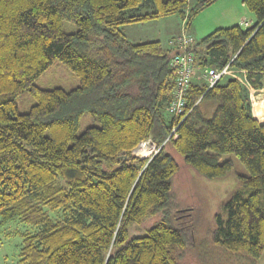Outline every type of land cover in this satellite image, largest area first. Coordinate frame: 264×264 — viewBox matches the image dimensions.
I'll use <instances>...</instances> for the list:
<instances>
[{"label": "trees", "instance_id": "obj_1", "mask_svg": "<svg viewBox=\"0 0 264 264\" xmlns=\"http://www.w3.org/2000/svg\"><path fill=\"white\" fill-rule=\"evenodd\" d=\"M242 3L255 17L251 25L216 28L188 50L194 67L245 71L259 91L264 0ZM187 8L188 0H0V217L37 229L22 233L18 264H186L189 254L206 264L196 249L195 208L174 188L180 165L173 151L210 179L234 169L223 154L246 169L213 215L210 241L219 252L244 254L247 264L261 255L264 121L255 117L245 84L224 75L208 88L192 79L185 112L172 116L166 108L174 52L158 40L134 43L121 30L174 13L187 23ZM64 21L76 31L65 32ZM56 59L79 77V86L34 83ZM23 92L34 102L21 113L15 98ZM204 102L215 105L209 118ZM84 113L99 125L77 134ZM173 127L176 139L168 138ZM147 138L161 145L158 152L135 156ZM148 216L158 219L145 234L133 233Z\"/></svg>", "mask_w": 264, "mask_h": 264}, {"label": "rangeland", "instance_id": "obj_2", "mask_svg": "<svg viewBox=\"0 0 264 264\" xmlns=\"http://www.w3.org/2000/svg\"><path fill=\"white\" fill-rule=\"evenodd\" d=\"M204 2L205 0H188V8L185 11L186 15L190 13L188 15L190 19L187 23L179 14L174 13L144 23L125 24L121 26V30L134 43L158 40L164 48L172 50L175 48L174 42L180 36L190 35L197 41L216 28L229 26L231 22L242 25L243 20L251 25L255 21L254 15L244 6L242 0H212L204 7H200L199 5ZM140 12H145V10L141 9ZM63 29L70 33L75 32L77 28L74 23L64 21ZM204 73L205 70L195 66L193 80L206 82ZM34 83L43 89L59 87L70 90L79 86L80 80L62 61L56 59L35 78ZM245 86L251 98L252 109L254 106L255 117L259 121H264V86L259 91H255L249 85ZM260 94L263 98L257 99L256 96ZM15 100L18 111L21 113L28 111L34 102L28 92L21 93ZM214 106L208 102L201 105L205 117L209 118L212 115ZM163 113L166 119L170 118L165 111ZM98 125L99 121L96 118L89 113H84L80 118L76 133L80 134L87 127ZM173 155L180 165L173 180L174 188L178 198L185 205L195 208L194 217L196 216L195 220H197L195 243L201 259H204L206 264H227L228 261L232 264L249 263L250 260L244 254L233 255L230 252H219L212 248L209 232L213 228V215L219 211L221 204L237 187V175H246V169L235 160L232 154H223L221 161L228 158L233 159L234 169L225 177L210 179L195 172L176 152L173 151ZM54 217L61 218L62 214L59 212ZM157 219L156 216L146 217L143 223L132 226V232L139 235L145 234V228L151 226ZM36 230L34 225L25 224L18 218L3 221L0 217V264H18L22 233H33ZM188 257L186 264H200L194 255L189 254ZM254 264H264V249Z\"/></svg>", "mask_w": 264, "mask_h": 264}, {"label": "built area", "instance_id": "obj_3", "mask_svg": "<svg viewBox=\"0 0 264 264\" xmlns=\"http://www.w3.org/2000/svg\"><path fill=\"white\" fill-rule=\"evenodd\" d=\"M243 25H247V21L242 20ZM193 38L190 35H183L177 38L174 42L175 48H172L174 54L170 57L169 66L175 73V86L172 92V99L167 105L166 112L172 116H179L185 112L186 90L193 79L195 67L193 65V55L188 50ZM245 71L236 70L228 65L224 68L218 69H206L204 77L208 84V88L215 84L222 76L227 75L238 79L245 85H248L245 77ZM176 139L178 133L176 127L172 128L170 135L168 136ZM168 138L166 140H168ZM161 145H158L152 138H147L139 142V144L133 150V154L139 158L150 159L154 156Z\"/></svg>", "mask_w": 264, "mask_h": 264}, {"label": "water", "instance_id": "obj_4", "mask_svg": "<svg viewBox=\"0 0 264 264\" xmlns=\"http://www.w3.org/2000/svg\"><path fill=\"white\" fill-rule=\"evenodd\" d=\"M262 96H263V95L260 94V95H257L256 98H257V99H261V98H263Z\"/></svg>", "mask_w": 264, "mask_h": 264}, {"label": "crops", "instance_id": "obj_5", "mask_svg": "<svg viewBox=\"0 0 264 264\" xmlns=\"http://www.w3.org/2000/svg\"><path fill=\"white\" fill-rule=\"evenodd\" d=\"M251 21V20H250ZM233 24H235V22H231L229 25H233ZM250 25V24H249Z\"/></svg>", "mask_w": 264, "mask_h": 264}, {"label": "bare ground", "instance_id": "obj_6", "mask_svg": "<svg viewBox=\"0 0 264 264\" xmlns=\"http://www.w3.org/2000/svg\"><path fill=\"white\" fill-rule=\"evenodd\" d=\"M264 99V98H263Z\"/></svg>", "mask_w": 264, "mask_h": 264}]
</instances>
